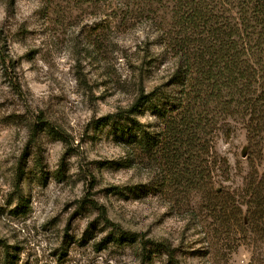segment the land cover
Returning a JSON list of instances; mask_svg holds the SVG:
<instances>
[{
    "label": "rangeland",
    "instance_id": "374dc122",
    "mask_svg": "<svg viewBox=\"0 0 264 264\" xmlns=\"http://www.w3.org/2000/svg\"><path fill=\"white\" fill-rule=\"evenodd\" d=\"M171 9L0 0V264H263L264 241L216 222L222 209L206 195L212 182L243 186L242 125L208 131L218 163L203 151L197 180L174 140L146 153L124 139L135 120L163 138L156 111L133 109L142 87L181 97L160 29Z\"/></svg>",
    "mask_w": 264,
    "mask_h": 264
},
{
    "label": "trees",
    "instance_id": "16d2710c",
    "mask_svg": "<svg viewBox=\"0 0 264 264\" xmlns=\"http://www.w3.org/2000/svg\"><path fill=\"white\" fill-rule=\"evenodd\" d=\"M163 1L134 0L150 6ZM169 3L172 22L169 28L160 25L162 44L166 54L176 59L168 84L181 85L182 94L180 99L171 95L173 101L165 103L163 93H146L142 87L133 109L148 105L156 111L163 138L154 142L147 125L135 120L127 130L122 129L124 139L146 153L161 151L163 146L168 147L164 141L174 140L177 152L185 147L188 156L184 163L192 164L188 175L195 179L200 171L194 164L200 162L203 151L216 153L213 162L218 163V153L205 141L208 131L212 134L225 126L231 132L233 122L242 125L250 148V170L243 186L217 190L212 182L206 195L215 208L222 209L215 214L216 222L234 220L255 241H264V0ZM0 57L6 58L1 50ZM48 129L58 135L55 129ZM226 164L225 180L230 181L232 168L229 162ZM195 184L203 187L200 179Z\"/></svg>",
    "mask_w": 264,
    "mask_h": 264
}]
</instances>
